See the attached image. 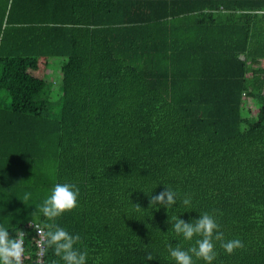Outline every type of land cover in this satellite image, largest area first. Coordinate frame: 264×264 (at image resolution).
<instances>
[{
    "label": "trees",
    "instance_id": "obj_1",
    "mask_svg": "<svg viewBox=\"0 0 264 264\" xmlns=\"http://www.w3.org/2000/svg\"><path fill=\"white\" fill-rule=\"evenodd\" d=\"M0 91V225L24 230V264L29 221L79 234L87 264H175L169 244L198 237L172 217L205 212L244 244L217 243L213 264H264V0H0ZM57 183L77 185L78 207L49 221ZM168 186L176 205L149 208ZM45 264L63 261L48 249Z\"/></svg>",
    "mask_w": 264,
    "mask_h": 264
},
{
    "label": "clouds",
    "instance_id": "obj_2",
    "mask_svg": "<svg viewBox=\"0 0 264 264\" xmlns=\"http://www.w3.org/2000/svg\"><path fill=\"white\" fill-rule=\"evenodd\" d=\"M79 195V188L76 184L57 183L51 190L50 195L39 205L38 211L49 221H55L65 212L78 207ZM31 197V192H25L23 201L27 202ZM177 199L178 193L168 186L159 194L149 196V208L153 205H160L169 209L176 205ZM181 203L185 207H190L192 203L191 195L185 194ZM133 206L136 211H142L139 204ZM172 221L171 230L177 236L182 235L185 241H193L194 237H198L195 239V243L187 249L179 244L176 246L169 244L168 251L175 264H195L196 260H203L205 264H213L217 257V243L229 255L237 249L244 248V244L240 239L225 240L214 214L205 212L200 214L197 219L190 220V222H185L179 217H172ZM166 223H169V221ZM33 226L41 239L44 250L51 249L53 254L63 261V264H87V251H81L76 247L81 243L79 234H71L54 223L46 224L43 227ZM14 233L15 237L13 238L9 235V229L0 225V264H23L26 234L19 229H16ZM146 259L151 261L153 257L148 254Z\"/></svg>",
    "mask_w": 264,
    "mask_h": 264
},
{
    "label": "rangeland",
    "instance_id": "obj_3",
    "mask_svg": "<svg viewBox=\"0 0 264 264\" xmlns=\"http://www.w3.org/2000/svg\"><path fill=\"white\" fill-rule=\"evenodd\" d=\"M64 63V59L60 57H53L49 59V63L46 68V89L45 93L47 97L50 98L52 106L55 107L57 104V99L59 96V91L61 88V73L60 69L62 64ZM4 101V103H8L7 98H5V94L0 91V102ZM47 176H51L50 168H47Z\"/></svg>",
    "mask_w": 264,
    "mask_h": 264
},
{
    "label": "built area",
    "instance_id": "obj_4",
    "mask_svg": "<svg viewBox=\"0 0 264 264\" xmlns=\"http://www.w3.org/2000/svg\"><path fill=\"white\" fill-rule=\"evenodd\" d=\"M33 225H37L40 227H43V226L37 222H34V221H29L26 224V227L32 229L36 235V250H35L34 263L35 264H45V250H44V247L42 246L41 239H40V237H38L37 231ZM22 231L24 232V230H22ZM23 260H24V257H23ZM23 264H24V261H23Z\"/></svg>",
    "mask_w": 264,
    "mask_h": 264
}]
</instances>
